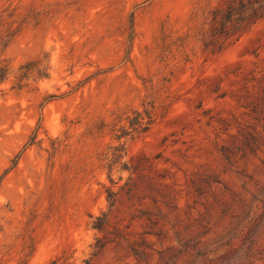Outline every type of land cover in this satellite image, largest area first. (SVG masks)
Returning a JSON list of instances; mask_svg holds the SVG:
<instances>
[{
	"label": "rangeland",
	"instance_id": "obj_1",
	"mask_svg": "<svg viewBox=\"0 0 264 264\" xmlns=\"http://www.w3.org/2000/svg\"><path fill=\"white\" fill-rule=\"evenodd\" d=\"M227 2L23 0L5 19L29 25L0 49V264H264V17L207 48ZM38 58L50 78L14 89ZM145 102L111 207L109 125Z\"/></svg>",
	"mask_w": 264,
	"mask_h": 264
},
{
	"label": "trees",
	"instance_id": "obj_2",
	"mask_svg": "<svg viewBox=\"0 0 264 264\" xmlns=\"http://www.w3.org/2000/svg\"><path fill=\"white\" fill-rule=\"evenodd\" d=\"M23 0H0L3 11H1L0 22L6 27L5 31L0 35V49L6 48L11 41L14 40L29 25L27 18L22 20H13L11 23L4 22L6 18L15 19L16 12L20 8ZM212 30L210 38L204 43L205 47L211 45L221 49L224 44L239 30V24L248 21L251 24L256 23L264 17V0H228L225 8L219 5L214 7L212 12ZM37 17L34 18L36 20ZM5 25V26H4ZM240 35L236 38L238 40ZM13 70L8 64L0 65V83L7 81L12 77ZM50 78V64L44 58L31 60L18 69L15 76L14 89L22 90L33 82L46 80ZM52 97V96H51ZM155 122L154 106L152 103H143L140 108L129 110L117 116L114 122L109 125L110 132L113 135V143L109 145L103 154L102 163L103 170L107 174L111 187L106 189L110 206L116 203L117 194L115 186L118 182L114 176L119 175L118 181L123 179V173L133 175L137 172V165H132L127 160L126 142L135 136L146 134L150 131ZM105 127V126H103ZM226 149L222 150L226 159L230 157ZM208 183V182H206ZM195 192L201 196L203 191L200 185L194 183ZM110 224L108 214H102L94 219L93 229L103 232ZM108 241L97 240L95 251L99 253L105 248Z\"/></svg>",
	"mask_w": 264,
	"mask_h": 264
}]
</instances>
